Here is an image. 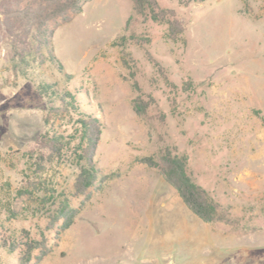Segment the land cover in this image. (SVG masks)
Segmentation results:
<instances>
[{
    "label": "rangeland",
    "instance_id": "374dc122",
    "mask_svg": "<svg viewBox=\"0 0 264 264\" xmlns=\"http://www.w3.org/2000/svg\"><path fill=\"white\" fill-rule=\"evenodd\" d=\"M157 1L185 21L178 39L135 15L131 0H89L60 24L52 49L70 81L47 61L11 58L0 36V238L37 220L14 195L45 130L44 80L76 91L100 119L95 159L114 173L51 251L28 264H264V0ZM131 33L150 41L113 43ZM136 98L149 101L143 114ZM166 147L187 157L221 219L198 218L140 161ZM44 175L69 187L73 169ZM14 206L17 219H5ZM17 256L0 244V264H19Z\"/></svg>",
    "mask_w": 264,
    "mask_h": 264
},
{
    "label": "trees",
    "instance_id": "16d2710c",
    "mask_svg": "<svg viewBox=\"0 0 264 264\" xmlns=\"http://www.w3.org/2000/svg\"><path fill=\"white\" fill-rule=\"evenodd\" d=\"M87 1L0 0V36L8 44L11 58L24 65L36 62L40 66L47 61L70 81L71 74L64 71L53 54L51 39L54 30L71 21ZM131 1L134 14L144 21L162 24L167 39L176 40L184 32L185 21L174 9L161 6L157 0ZM178 1L186 5L205 0ZM127 41L142 44L149 42L150 37H136L131 33L127 37H118L113 43L124 49ZM123 62L126 64V60ZM37 92L45 101V130L27 152L25 179L14 195L25 204L23 209L37 220L29 228L20 227L18 235L11 233L0 238L1 246L9 252H18L19 264L36 263L46 256L92 194L114 175L104 172L97 164L95 151L103 125L94 113L81 108L77 92L45 80L39 83ZM148 105L149 101L136 98L134 111L143 114ZM140 161L156 168L198 218L213 222L223 217L218 202L193 179L185 155L166 147L157 157L146 155ZM53 166L73 169L69 187L44 175ZM6 213L5 219H17L15 206L9 207Z\"/></svg>",
    "mask_w": 264,
    "mask_h": 264
}]
</instances>
